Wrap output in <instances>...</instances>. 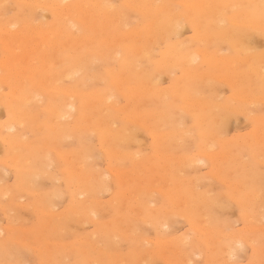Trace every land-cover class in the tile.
<instances>
[{"label": "rangeland", "instance_id": "rangeland-1", "mask_svg": "<svg viewBox=\"0 0 264 264\" xmlns=\"http://www.w3.org/2000/svg\"><path fill=\"white\" fill-rule=\"evenodd\" d=\"M109 1L107 4H111L116 10L125 3V0ZM167 1L177 8L176 4L181 0ZM179 8L183 10L181 7L178 10ZM130 11H122L126 15L129 12V20L124 15L128 22L123 17L124 22L119 27L122 28L123 24L127 27L117 28L118 34L128 33L133 28L141 29L145 24L137 13ZM1 12L3 22H15L12 23L14 26H8L12 32L22 30L21 33H26L24 27L27 25L33 26L38 22L51 24L54 21L50 12L37 8L29 16L25 9L12 1L7 2ZM181 14L185 26L180 28L181 35L178 39L184 48L187 46L184 50L188 54L195 55L193 58L196 63L193 66L196 72L193 79L186 80L181 69H173V72H169L172 73L170 75H167L168 72L164 74L159 62L163 60L160 52L165 50L164 46L167 44L161 39L155 44V54L150 62H146V65L143 63L144 67L142 63L140 66L153 77H158L157 71L160 72L158 88L162 91L175 84L186 85V88L189 85L195 87H191L188 93H196L197 98L201 97L206 101L207 109L209 108L206 114L210 116L206 121L204 119L201 128L204 134L198 130L196 120L189 117L192 115H188L185 110H177L178 107H187L179 100H176L177 103L172 102L176 97L170 96L178 113H184L183 123L177 127L184 132L181 136L173 125L158 127L150 121V129L154 130L158 138L157 141L153 140L145 127L128 121L125 113L113 112L112 118L116 124L114 127L120 132L135 126L133 132L132 129L128 131L129 134H135H130V141L136 139L135 143L131 141L129 144L127 141L128 144L115 145L107 141L106 144L97 133L83 135L81 131L78 136L68 132L70 137H62L58 134V126L70 128L74 123L83 125V120L79 121L78 116L70 117L68 110H64L67 113L58 120L56 116L59 109L55 100L60 96V89L83 84L78 82L80 74L72 79L55 81L56 83L46 79L42 86H37V83L32 85L24 80H18L19 85L5 83L0 86L5 102H10L9 94L13 93L12 89L16 86H25L28 95V102L25 100L24 105L19 104L18 107L13 104L17 103L15 99L11 100L15 115H9L6 106L0 104V264H264V88L259 83L256 85L258 89L255 85H250L252 83L249 78L251 75V79L255 77L254 71L248 69L247 65L243 69H236L244 65L238 61L243 57L260 58L264 55V36L254 32V44L248 46L250 49L245 47L238 52L227 42H222L211 27H207L208 31L203 27L201 32L209 46L205 41L203 45L202 40L197 39L195 28L186 19L187 13ZM214 19L213 17V24L216 25ZM27 20L32 23L29 24ZM221 23L218 25L232 30L228 19ZM217 41L221 42L217 44ZM109 44L107 45L112 46ZM20 47L24 50L20 48L22 52H19L17 48L18 52L25 53V46ZM1 48L3 47L0 46V61H3L9 54ZM15 49L16 46L11 57H16L13 55L14 51L20 55ZM245 50L250 52L246 53ZM206 51L208 54L201 55V52ZM211 56L214 59L210 62ZM233 58L237 60L234 61ZM230 60L231 65L234 61L232 70H229L230 65L226 66ZM259 63L255 62V66L264 74L261 68L264 63ZM110 64L111 62L100 63L98 66L94 64L96 75L103 79L86 81L80 90L89 96L99 90L113 88L109 76L113 64ZM5 74L0 69V76ZM245 74L248 75L247 79L242 76ZM204 77L209 78L212 83L209 84ZM233 81H238L237 84L241 87H237ZM241 82L244 83L243 86ZM232 84L235 86L232 87ZM244 89H247L245 97L248 99V95L252 93L246 104L243 103ZM115 94L120 106L132 104L131 100L118 94L116 90ZM234 95H239L238 99ZM148 99L144 98L140 103V108L145 105L147 113L155 105L154 101ZM93 105V101H90V106ZM215 114L218 118L222 116L220 119H227L224 128H219L217 119L214 121L217 118ZM9 118H16L18 123L9 128ZM86 134L89 135L87 138ZM80 136L86 139L83 141ZM8 137L14 139L12 146L11 142H4ZM13 146L15 149H11ZM85 148L90 149L92 154L87 150L88 153L85 154H90V157H86L85 162H76V168L81 170H77L75 175L69 174L72 167L61 154L76 153ZM29 172H36L37 175L29 179ZM84 179L90 181L92 192L84 196L77 195L76 203L86 200L91 212L92 209L95 212L83 215L79 206L77 216L72 215L69 211L75 206L73 194L82 190L77 189V192L75 189ZM101 182L108 189L104 187V190H97L96 184L99 189ZM153 219L157 224L152 222ZM159 220L165 221L166 225L158 226ZM152 223L156 226L153 227ZM238 237L244 240L243 244L238 243Z\"/></svg>", "mask_w": 264, "mask_h": 264}, {"label": "bare ground", "instance_id": "bare-ground-1", "mask_svg": "<svg viewBox=\"0 0 264 264\" xmlns=\"http://www.w3.org/2000/svg\"><path fill=\"white\" fill-rule=\"evenodd\" d=\"M10 1L14 2V4H16L17 6L25 9V11L29 13V16H31L30 14L33 13L32 11L37 8L50 12L54 21L51 24L36 22L37 24L33 26H28L27 22H29V24H31L32 22L27 20L26 22L27 27H24V30L26 31V33L24 32H23L24 34L21 33L22 30L20 28L19 30H21V32L20 31H17L18 33L12 32L13 30L11 31L8 26H10V24L15 23V22H11V23L9 22L7 24V22H3L4 20H1L2 18L1 15L3 14L1 12L2 8H4L7 2L9 3ZM107 1L109 0H0V12L2 13V14L0 13V46L3 47V49L1 48L2 51L9 54V55H6L8 57L5 56V59H3V61H0V69L1 70L3 69L6 73L5 76L4 75L0 76V86L5 83H9V84L12 83V86L14 84L19 85L17 82L18 80L19 81L24 80L26 83L28 81L29 84H32V85H35L37 83L36 84L37 86H42V84L44 83L43 80H46V79H48L47 81L52 80L53 83H56L55 81L62 80V79H72V78H75V76L80 74V78L78 82L81 81V83L83 84L79 83V85L72 86L69 89H62V90L60 89L59 90L60 96L59 98L55 100V102H56V106L59 109L57 116H56L57 119L58 118L62 119L65 113H67V112H64V110L66 111L68 110V113H69L68 115L70 117L71 115H73L74 118L75 116H78L79 121L83 120V125H75L74 123L70 128H68L67 126H63V125L58 126L57 128L58 134L60 133L62 137H70L68 135V132L77 135L79 131H81L83 135L85 133H88V134L97 133L99 136H101L105 140L106 144H108L107 141H110L109 143H113L115 145H123L124 143L126 144L127 141H129L130 142L129 144H131V141H133V140L130 141V139L132 138L131 135H133L134 133L132 134L130 133L131 134L130 135L128 131L132 129V132H133V130H135L134 129L135 126L132 125L134 128L131 127L128 131H125L126 133L123 131L120 132L121 130L119 131L117 127H114L115 120H113L112 118V113L118 112V113H125L128 121L132 122L133 124L145 127L147 131L149 132V134H151L153 140L157 141L158 138L156 137V133L154 132V130L150 129L151 128V126L149 125L150 121H153V124L157 125L158 127L166 126V125H171V126L173 125V128L175 127L177 128L180 125H182L183 120H184V117H183L184 113L181 112L179 114L177 111L178 109L185 110V112L188 115H192L189 117H192L196 120L198 130H200V133L202 134L203 132H201V128L204 124V119L206 121L207 118L210 116L206 114L207 110L209 109V108L207 109V102L206 101L204 102V100L200 96H199L200 98H197L198 96H196V93L194 95H191L192 93L191 94L188 93L190 92L191 87H193V86L190 87V85L186 88V85L182 86L183 85L182 84L181 86H177L175 84V86H173L172 88L169 87L167 89L168 91L166 89L162 91L161 89H159L160 87L158 88V79L160 77L159 76L160 72L157 71L158 77H156L155 75V77L157 78L156 80L155 77L148 75L147 74L148 72H146L143 69L144 67L143 63L145 64L147 62L148 64V62H150L152 55L155 54V52L153 54V51L156 50L155 44L158 42L159 39H161L163 40L164 43L167 44V46H164L165 50H161L160 52L162 53L163 60L159 62V66L162 68L161 70L165 72L164 74L168 72L167 75H170L172 73L169 74V72H171L173 69L174 70L181 69L184 74V78L186 80L193 79V77L195 76V72H196L193 66L195 65L194 62L196 61V59L194 60L193 58V56L195 55L192 56V54L194 53L192 54L190 53L191 54L190 56V54H188L186 50H184L187 46H185L184 48V46H182L183 43L181 44V42L178 39V37L180 38L179 35H181L180 28L183 27L184 25L182 23L184 17L182 16L181 12H183V15H186L187 13L188 17L186 16V19H188V21L195 28L197 32L196 33L197 39L200 38L202 40L203 45L206 42L208 43V41L207 39L206 41L204 40L205 38L201 30H203V27L206 30H207V27H211L213 30H215V33H217L220 36V39L223 40L222 42L224 41L227 42L229 46H232L235 50H239L238 52H240V50H243L245 47H248L254 44V41H252L254 32L261 33L264 36V0H181L176 5L178 7L183 8L182 11L180 10V8L178 10V7L176 8L172 6L171 5L172 3L169 4L167 0H125V3H122L120 5V8H118V10L111 7V4H107ZM108 3H110V1ZM124 9L131 10L130 13L132 12L137 13V16H139L140 18L144 20L145 24L142 26L141 29L133 28L129 30L128 33L120 32V34H118L119 31L116 32L117 28H121L119 26L121 22L123 21L124 15H126L124 14V12H122ZM227 14L229 16H227ZM128 15H129V12H128ZM128 15H126V17ZM3 17H5V15ZM17 17L19 16L17 15ZM213 17L216 20H218V23L219 22L223 23L226 19H228L230 22L229 24H231V27H233L232 30L226 29V27L224 28V26L222 27L220 26V24L218 25L215 19L214 20L216 22V25L215 23L213 24ZM127 18H125V20ZM127 20H129V18ZM127 20L126 22H128ZM18 24L20 23L18 22ZM33 24H34V21H33ZM198 24H199V27H198ZM123 25L127 27L126 24H123ZM11 26H14V25L12 24ZM124 26L122 27L123 29L125 28ZM258 36H260V34H258ZM210 39H213V38H210ZM203 41H205V43ZM213 41H216V40L213 39ZM219 42L221 41H217V44ZM150 43H152L151 44L152 46L150 45ZM107 44L112 45V46H108ZM15 46H16L15 50L17 52H18L17 48L19 49V52H22L20 49L22 47L20 46H25V51H23L25 53L22 54L18 52L20 54L18 55L14 51L15 54L13 55L16 57H11V52H13V48ZM159 46H161V44H159ZM210 46H212V44H210ZM248 49H250V47H248ZM22 50H24V48H22ZM247 51L250 52V50H247ZM247 51L245 50L246 53ZM207 52L208 51L204 53L201 52V55H204ZM243 55L244 54H242V57ZM213 59L214 58L211 56L209 58V61L211 62L213 61ZM238 61L243 62L244 65H240L238 68L236 67V69H243V66L247 65L248 69H251L252 71H254L253 73H254L255 79L253 78L251 79V77H253L251 75L249 80H251L252 84L250 85L252 87L253 85H255L256 87L257 83H259L261 84L262 88H264V74L262 73V71H260V69H257L255 66V62L257 64H260L259 62L262 63L263 61L264 63V55L261 56L260 58L255 57V56L254 57L245 56L242 58V60H238ZM110 62L111 64H113V68L110 70V74H109L110 83L113 88L102 89L95 93H91V95L89 96L84 94V92L81 91L80 89L83 88L86 81L89 82V81H92V79L93 80L96 79L95 81H97L98 79L100 81L101 79H103V78L99 79V77L96 75V72H95L96 69L93 67V65L96 64L98 66L100 63H110ZM141 63L143 67L140 66ZM36 65H39V66L36 67ZM115 65L117 66V68H114ZM218 65L219 64H217V66ZM232 65H231V60L230 62H228V65L226 64V66L230 67L229 70L231 69ZM217 66H215L214 68H216ZM263 67H264V64L261 67L262 70H264ZM220 72H222V69L220 70ZM213 73H215V71ZM240 73L243 74L242 71ZM247 74L249 75V73ZM247 74H245V76L244 75L242 76L245 79H247L248 78ZM240 76L238 75V77ZM242 76H241V79H243ZM238 77H236L237 80H238ZM204 78L205 80L208 79L207 81H209L208 83L210 84L211 80L206 77ZM185 79L183 80L185 81ZM233 79H235V77ZM225 80L227 81V79ZM240 80H239V83H240ZM204 81L203 83L207 82V81L206 82ZM231 81L232 80H230V82ZM245 81L247 82V80ZM233 83H236V86L238 85L237 87H241L240 84H237L238 81L237 82L233 81ZM88 84H86V86ZM195 84H196V81H195ZM199 84L200 83H198V85ZM47 85H48V82H47ZM243 85L244 83L242 84V86ZM233 86L235 85L232 84V87ZM14 88L15 89H12L13 93L9 94L10 102H5L0 92V104L6 106L7 108L6 112L9 115H15L16 113V111L14 110V107L11 104L13 103L11 100L15 99L17 103H13V104H15L17 107L19 106V104L24 105L25 102L26 103L28 102L27 101L28 95H27L25 86L24 87L23 85L16 86ZM194 88L195 87H193V89ZM256 89L258 88L256 87ZM115 90L118 92V94L124 95L129 100H131L132 104L128 103L129 106L128 105L120 106L117 102ZM245 90L247 89H244L243 91ZM252 90L255 92L253 88ZM242 93L241 95H243ZM234 94H237V93H234ZM245 94H246V91L243 97H245ZM239 95L238 96L234 95V96L237 98L239 97ZM241 95L239 98H241ZM170 96L176 97L175 101H172V102L177 103L176 100H179L187 108L178 107L176 110L173 103H171ZM250 96L248 95L249 99H251ZM24 97L26 99H24ZM144 98L145 99L150 98L151 101H154L155 103L153 108L149 110L150 111L149 113L145 111L146 107H144L145 106L144 104H143V108H140V103L142 99ZM249 99L245 97V101L243 100L244 101L243 103H245L246 101H249ZM90 101H93L94 103L93 106H90ZM240 102L242 103V101ZM209 106L211 107V105ZM69 110L73 112L71 113ZM230 111L231 109H229V112ZM239 112L241 113V111ZM213 118H215V116ZM220 118H222V116ZM220 118H218L217 116V118H215L214 121L217 119L219 128L221 126L224 128V126L227 123V119L224 120L225 118L224 119H220ZM210 119L212 118L210 117ZM10 120L11 122L9 123V128H11L13 124L18 123V120H16V118L14 119L12 118ZM19 123H20L19 125H21V122ZM128 126H130V124ZM56 127L57 126H55V128ZM179 129L177 128V130ZM178 132L180 136L184 133L181 130H179ZM88 134H86V138L89 136ZM86 138L82 137L81 139H83L84 141V139ZM134 138L135 137H133V139ZM134 140L136 141V139ZM13 141H14L13 137H8L5 139L4 142H7V143L11 142L10 146H12L11 144H14ZM135 141L133 142L135 143ZM11 149H15L14 146ZM87 150L89 151L90 149H87ZM87 150L85 148L84 150L81 149L80 151H77L76 153L61 154L62 157L65 156V159L69 161L72 167L70 169L72 170V172L71 171L70 173L68 172L69 174L71 173L74 174L75 172H78L77 170H81L80 168L79 169L76 168V162L77 160H80L81 162H85L84 161L86 160L85 158L90 157L89 156L90 154L86 155L88 153ZM81 151L82 152L84 151L83 154L80 153ZM90 152L92 154V151H89V153ZM25 173L26 172H24V174ZM36 175H37L36 172H29V174H27V177L29 176V179H31V177H35ZM217 178H219V176ZM76 183H74V185ZM101 183H100L101 188L99 189H98L99 187L98 184H96L97 187L96 186L95 187L97 188V190H100V189L102 190V188L104 190V187L105 189L106 188L108 189L107 186H104L105 184L104 182H103L104 184L102 183L103 185ZM76 187L77 188L75 190L77 192H78L77 189H82V190L78 193L73 194L72 201H74L75 204L73 205H75L76 207L74 206L73 208L72 207L73 205H72L71 206L72 208L69 212L72 215H76L78 213L79 206H80V211L83 213V215H88L89 213L92 214L93 212H95L93 209H92L93 212H91L89 205L86 204L88 203L86 200H85L86 202L84 201V202L76 203L77 195L84 196L92 192V185L90 181H86L84 179L83 183L79 187L77 184ZM2 194L3 193H1V196ZM258 194L256 195L258 196ZM258 218H260V216H258ZM90 219L91 218H89V220ZM160 221L161 220L158 221V226H160L161 224L166 225L165 221H162V222ZM152 222L157 224V221L155 219H153ZM152 226H153V223H152ZM155 226L156 225H154L153 227ZM157 228L158 227H156V229ZM238 239H239L238 243L240 244L244 243V240L241 237H238ZM240 249L241 248L239 247V250ZM119 264H121V262Z\"/></svg>", "mask_w": 264, "mask_h": 264}]
</instances>
